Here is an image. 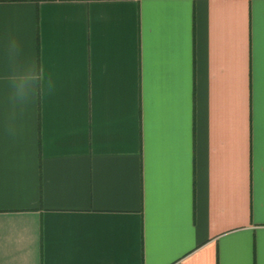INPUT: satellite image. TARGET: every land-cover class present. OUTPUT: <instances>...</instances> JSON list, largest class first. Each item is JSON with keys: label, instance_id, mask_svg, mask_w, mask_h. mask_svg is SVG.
Listing matches in <instances>:
<instances>
[{"label": "crops", "instance_id": "obj_1", "mask_svg": "<svg viewBox=\"0 0 264 264\" xmlns=\"http://www.w3.org/2000/svg\"><path fill=\"white\" fill-rule=\"evenodd\" d=\"M0 264H264V0H0Z\"/></svg>", "mask_w": 264, "mask_h": 264}]
</instances>
